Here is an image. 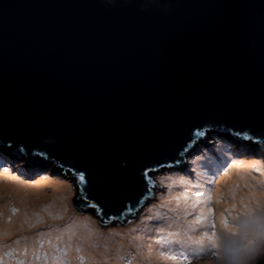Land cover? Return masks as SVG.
Wrapping results in <instances>:
<instances>
[{"label":"water","instance_id":"water-1","mask_svg":"<svg viewBox=\"0 0 264 264\" xmlns=\"http://www.w3.org/2000/svg\"><path fill=\"white\" fill-rule=\"evenodd\" d=\"M207 131L264 152V0H0V143L79 211L126 223Z\"/></svg>","mask_w":264,"mask_h":264},{"label":"rangeland","instance_id":"rangeland-1","mask_svg":"<svg viewBox=\"0 0 264 264\" xmlns=\"http://www.w3.org/2000/svg\"><path fill=\"white\" fill-rule=\"evenodd\" d=\"M226 135H229V133H211L208 138L198 142L188 155L189 157L186 159V162L181 164L183 167H180V170L170 168L151 173V177L157 181L156 184H159L155 185L152 189V199H148L145 205L143 204L131 219L129 217L130 220L126 223H121L120 219L115 218L112 222L105 221L109 226H102L99 223L98 217L93 212H81L74 207L73 196L77 190L75 186V174H71L64 168L61 169L56 165L57 162L49 156L46 160L36 164L41 166L38 172H27L23 168L26 164L32 165V163L29 162L26 156L17 154L11 146L0 143V168H4L0 170V184H3V189L0 190V264H88V259L81 253L76 255V262H71L68 236L58 231L64 225L73 227L72 222L76 218L83 220L82 224L91 233L95 248H99V246L108 247L112 241H115V238L106 237L108 239L107 242H98L100 240L97 237L101 234H114L118 233L119 230H123L120 233L124 236V241L129 239L132 246L128 247L126 244V248L128 249H126L125 253H121L120 259L122 262L120 264H133L134 262L145 264L142 251L147 249H153L155 252L158 251V255L163 250L174 252L178 256H187V259H181L179 264H213L214 255L210 248L206 247L201 252L197 246L192 244L184 247V245L165 246L156 243L161 235H168L169 229H165L161 233L159 229L163 228L161 227L162 220L150 219V217H156L157 214L162 215V213L165 216H180L178 213L173 214L169 212V208H167L169 207V203H166L168 200L167 195L172 190L171 182H175L174 177L180 176L183 182L177 192V196L183 192H187L191 198L196 193H204L202 199H206L208 195H211V202L207 204V207L214 210L216 227L215 229H210L200 226L202 230L198 231L196 229L194 232H189L186 224L182 226L181 223L179 225L181 226L180 228L173 225L176 229L172 228L171 231L182 232L180 237H173V239H185L187 236H194L195 234L200 237V233L205 231L211 232L215 230L217 232L221 228L220 226H222L218 222L217 217H215L217 202L228 204L227 201L219 199V197H224L220 195L222 189L219 184H223V180L226 177L225 173H232L235 165L238 166V163L242 170H245L243 168H247L248 170V166L252 164L250 176L264 183V152L260 147L253 146L255 144L251 141H247L251 144L248 145L234 137L236 141L240 142L239 144L235 140L229 139ZM2 149L5 151L7 149L12 150L15 156H2ZM17 162H21L20 165L15 164ZM196 162L198 164H195ZM177 172L179 173L178 175H176ZM13 176L19 177L22 182H26L29 186L37 185L40 180H47V182L48 180L51 182L52 180H57L58 182H62V185L67 187L68 200L70 201H68L66 208L61 212L59 205L55 204L50 197L52 187L48 185L44 187L42 195L30 192L32 199L27 202L29 209L22 212L21 202L19 201L18 203L15 196V194H18L16 191L18 187L17 189H13L16 183L13 182L15 185L9 184V187H4L7 180L12 179ZM62 179L63 181H61ZM20 180L18 184H23ZM24 194L26 193L24 192ZM261 194L263 197L264 193ZM181 202L184 203L183 200ZM174 205H177L176 202H174ZM205 207L198 205L196 211H192V214L188 215V219L193 220ZM171 208L176 207L172 206ZM182 208L183 206L180 205L181 213H183ZM69 209L72 216H65ZM229 218L227 219L230 223L232 219ZM4 222H6V226L3 224ZM78 224L74 225L73 230L79 226ZM22 235L27 237L36 236V243L31 244L34 248H31L29 245H25L23 249L19 248V237ZM158 260L159 264H177L176 261L164 260L160 256Z\"/></svg>","mask_w":264,"mask_h":264},{"label":"bare ground","instance_id":"bare-ground-1","mask_svg":"<svg viewBox=\"0 0 264 264\" xmlns=\"http://www.w3.org/2000/svg\"><path fill=\"white\" fill-rule=\"evenodd\" d=\"M205 133H206V137L201 138L200 141L198 140L195 144H198V142H201L204 139L208 138L209 134L216 133V132L207 131ZM226 136L231 140L237 139V138L234 139V136L232 135H226ZM239 141L235 140L236 143L240 144ZM245 144L251 145L248 142H245ZM2 150H3L1 152L3 154L2 156H5V157H7L8 155L15 156L14 155L15 153L12 150H8V149L6 151L4 149ZM20 163L21 162H17L15 164L20 165ZM195 164H198V162H196ZM252 167H253L252 164H250L248 166V170L247 168H243L245 170H242L240 164L238 163V166L235 165L233 172L225 177V179L223 180V184L222 183L219 184V186H221V189H222L220 192V195L225 197V198L219 197V199L228 202V204L217 202L218 205L216 207L217 209L215 211V217H217L219 223H220V218L222 215L223 216L228 215L226 216L227 218L230 217L231 219H233L234 217L243 213L246 209L251 208L253 205L264 204V196L263 197L261 196L262 195L261 193H264V189H263L264 183L258 181L255 177L250 176L249 174L251 173L250 168ZM40 168H41L40 165L26 164L23 169H26L27 172H30V173H36L40 170ZM173 169L180 170V168H177V167H173ZM178 174L179 173L177 172L176 175ZM174 179H175V182L174 181L171 182L172 190L167 195L168 200L166 203H169L168 205L169 207L167 208H171L172 206H175V207L177 206V205H174V202H176V200L172 198L177 196V192L183 182V179L180 176H176L174 177ZM19 180H20L19 177L13 176L12 179L7 180L4 187L6 186L9 187V184L15 185L13 182L16 183L13 189H17L18 187V189L16 190L18 192V196H16V199L21 202L20 206L22 208V212H25L26 210L29 209L27 202L32 199V197H30V192L38 193L39 195H42L44 193V187L48 185L52 187L50 197L52 201H54L55 204L59 205L61 212L64 210V208H66L68 201H70L68 200L67 187L65 185H62V182H58L57 180L56 181L52 180V182L50 180H48V182L47 180L45 181L40 180L37 185L29 186L27 185L26 182H22L21 180L20 181L23 184H18ZM61 181H63V179ZM2 186L3 184H0V190L3 189ZM24 192L26 194H24ZM65 195L67 196V198ZM184 203L180 202V205L183 206L182 209H184L185 207ZM188 203L189 204L191 203V199L188 201ZM200 205L204 207L206 206L205 208H207V205L203 203ZM196 209L192 211L195 212ZM163 214L164 213H162V215ZM178 214H180L181 219H180L179 224L174 225V226L178 227L179 225H181V223L183 226L184 224H186L185 221H191L190 219H188L189 216L186 217V220L183 218L184 213L179 212ZM126 220L129 221L130 220L129 217H127ZM78 221H79V224H78ZM82 222L83 220H79V218H76L72 222L73 227L76 224H78L79 226L74 228V230H73V227H71L70 225H64L62 228L58 229L59 232H63V234H66L65 236H68V247L70 250L69 256L71 257L70 258L71 262L72 263L76 262L77 260L75 258L76 255L81 253L85 255V257L88 259V264L89 263L90 264H120L122 262V260L120 259L121 253H125L127 251L126 249H128L126 248V244L128 245V247L132 246V244L129 242V239L127 241H124L123 239L124 236L120 233V231H123V230H119L118 233H114V234H101L100 236L97 237V239L100 240L98 242H101V241L107 242L108 239L106 237L115 238V241H112L111 245L108 247L99 246V248H95L93 246L94 243L92 242L91 233L87 231L86 227L82 224ZM3 224L6 226V222H4ZM174 226L172 228L176 229ZM161 227H163L164 229H168V227L166 226V221L162 220ZM180 227L181 226H179L178 228ZM220 227L222 228L223 225ZM231 227H233V225L229 223V228ZM200 229L202 230V228L200 227L197 228L198 231H200ZM200 234L202 235V233ZM193 237L198 238L197 234H195ZM24 239L29 243V246L31 248H34V246L31 244L36 243L35 235L29 236V237L24 236ZM189 244H191V241L185 243L184 247H187ZM157 253L158 251L155 252L153 249L143 250L142 254L144 255V258H145V262H146L145 264H159L158 262L159 255ZM133 264H137V263L134 262Z\"/></svg>","mask_w":264,"mask_h":264},{"label":"clouds","instance_id":"clouds-1","mask_svg":"<svg viewBox=\"0 0 264 264\" xmlns=\"http://www.w3.org/2000/svg\"><path fill=\"white\" fill-rule=\"evenodd\" d=\"M216 232L213 264H260L264 260V204L234 217Z\"/></svg>","mask_w":264,"mask_h":264},{"label":"snow or ice","instance_id":"snow-or-ice-1","mask_svg":"<svg viewBox=\"0 0 264 264\" xmlns=\"http://www.w3.org/2000/svg\"><path fill=\"white\" fill-rule=\"evenodd\" d=\"M197 136H204V132H197ZM237 136H241L242 133L237 132ZM243 139L249 140L251 137H249L247 134H243ZM7 171V170H5ZM228 173H225V176H228ZM80 181H84V176L81 174L79 177ZM187 183V181H185ZM234 195V193H233ZM204 197V193H196L194 197H189V193L183 192L178 196L173 197L172 199L176 200V208H169L168 211L172 213H179L180 212V202L183 200L185 202V207L183 209L184 213V219L186 220V217L188 215L192 214V210H195L198 205L200 204H209L211 202V195H208L206 199H202ZM191 199V203L189 204L188 201ZM95 207V205H93ZM163 207V205H162ZM150 219H157V220H164L166 221V226L169 229L168 235L164 236L161 235L156 243L165 245V246H173V245H179L183 246L188 241H191L192 245L197 246L201 252L207 247V248H214L215 246V238H216V231L213 230L211 232L205 231L202 233V235L198 238L193 236H187L185 239H173V237H180L182 235V232L180 231H171L173 225H178L180 222L181 217L179 215L174 216H165L157 214L156 217H150ZM220 223L225 228H229V221L226 216H221ZM187 229L189 232H194L198 227L204 226L210 229H215V218H214V210L210 207H207L206 209H202L193 220L186 221ZM159 231L163 233L165 231L164 228H160ZM159 256L164 260H171L176 261L177 264H179V261L181 259L186 260L187 256L177 255L174 252L171 251H160Z\"/></svg>","mask_w":264,"mask_h":264},{"label":"trees","instance_id":"trees-1","mask_svg":"<svg viewBox=\"0 0 264 264\" xmlns=\"http://www.w3.org/2000/svg\"><path fill=\"white\" fill-rule=\"evenodd\" d=\"M252 143H253V142H252ZM253 144H255V143H253ZM87 211H91V212L95 213V210H94L93 208H90V209L86 210V212H87ZM68 213L71 214V210H70V209L68 210ZM71 215H72V214H71ZM84 256H85V255H84Z\"/></svg>","mask_w":264,"mask_h":264}]
</instances>
